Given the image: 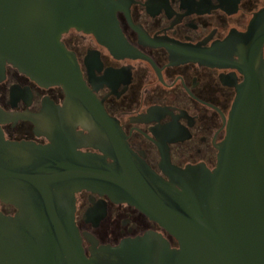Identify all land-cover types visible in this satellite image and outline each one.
Segmentation results:
<instances>
[{
    "label": "water",
    "instance_id": "1",
    "mask_svg": "<svg viewBox=\"0 0 264 264\" xmlns=\"http://www.w3.org/2000/svg\"><path fill=\"white\" fill-rule=\"evenodd\" d=\"M70 28L93 33L111 49L121 40L134 52L113 0H0V74L9 63L41 86H61V122L73 113L90 123L96 148L112 143L113 162L50 132L46 145L10 141L1 124L16 117L0 107V202L17 208L14 214L0 208V264H264V9L229 46V65L246 79L237 85L217 166H170L169 179L130 149L87 85L61 39ZM81 189L135 205L179 247L150 231L88 256L75 219Z\"/></svg>",
    "mask_w": 264,
    "mask_h": 264
},
{
    "label": "flooded vegetation",
    "instance_id": "2",
    "mask_svg": "<svg viewBox=\"0 0 264 264\" xmlns=\"http://www.w3.org/2000/svg\"><path fill=\"white\" fill-rule=\"evenodd\" d=\"M113 1L121 35L134 52L127 53L121 40L111 49L76 28L61 37L75 53L87 85L130 149L165 179L164 168L170 166L214 169L237 85L246 79L229 65V46L249 30L264 0ZM64 100L61 86H41L7 63L0 74V107L16 119L1 124L6 139L46 145L50 132L82 153L107 155L112 163V143L101 141L104 151L96 148L90 123L78 122L73 113L61 122ZM0 208L7 214L17 211L9 203L0 202ZM75 219L88 256L95 248L150 231L179 247L172 234L135 205L88 189L76 192Z\"/></svg>",
    "mask_w": 264,
    "mask_h": 264
}]
</instances>
